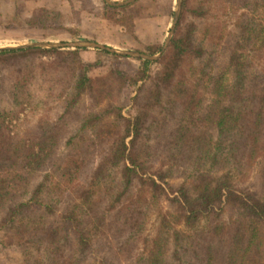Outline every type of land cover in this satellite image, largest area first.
Segmentation results:
<instances>
[{
	"label": "trees",
	"instance_id": "16d2710c",
	"mask_svg": "<svg viewBox=\"0 0 264 264\" xmlns=\"http://www.w3.org/2000/svg\"><path fill=\"white\" fill-rule=\"evenodd\" d=\"M16 1L6 27H64L48 4L22 15ZM66 1L133 38L148 3L162 4L165 22L174 15L171 0ZM212 5L235 15L232 30L209 21ZM135 48L154 55L162 41ZM80 51L0 50V230L45 264H264V0H182L158 59L95 49L139 60L133 75L91 76L100 59ZM128 83L125 115L116 101ZM253 172L254 189L244 184ZM164 195L171 208L144 234Z\"/></svg>",
	"mask_w": 264,
	"mask_h": 264
},
{
	"label": "rangeland",
	"instance_id": "374dc122",
	"mask_svg": "<svg viewBox=\"0 0 264 264\" xmlns=\"http://www.w3.org/2000/svg\"><path fill=\"white\" fill-rule=\"evenodd\" d=\"M16 0H0V46H5L9 44H16L21 42H49V43H69L77 41L73 39L68 32V28L78 29L82 34V37L78 40L93 41L99 44L114 48L120 51H137V47H141L142 44L147 40L151 39L152 36L156 35L164 43L169 30L172 26L173 17L164 21L159 11H162L161 5L156 3H148L142 7L141 11H137L136 15V35L138 38H133L128 35H124L118 32L114 24L100 20L95 12L88 13L86 10H81L79 13H73L69 7L66 0H17L16 2H22L20 5L22 10V15L26 14L28 8H32L37 5L48 4L55 10L61 13V22L64 25L63 28H55L56 26H51L47 28H18V27H6L8 14L11 15L12 3ZM85 6L89 8H99L101 6L102 0H86ZM113 2H121L124 0H111ZM137 1V0H136ZM167 0H161L160 2H165ZM172 8L175 12L176 0H171ZM170 3V4H171ZM182 3V0H181ZM79 4L76 5V8ZM137 7H140L138 4ZM225 7V6H222ZM211 20L221 23L222 28L227 30H232L235 15L229 10L220 8L219 5L216 7L212 5ZM75 10V9H74ZM181 11V8H180ZM8 12V13H7ZM135 12V11H134ZM180 14V13H179ZM187 20H191V16L186 17ZM3 22V23H2ZM166 23V25H165ZM225 25V26H224ZM164 26V27H163ZM176 27V26H175ZM175 31V30H174ZM174 34V33H173ZM173 36V35H172ZM125 42L127 44H125ZM125 44V45H124ZM44 48V47H43ZM82 47H62V50H74ZM87 51H80V56L85 61H90L96 63L98 59V65H95L91 70V76H96L103 74L108 71L111 67H118L122 70L132 72V75L137 71L142 63L137 59H114L109 57H103L95 51L96 48L84 47ZM166 49V48H165ZM220 59V58H219ZM220 61V60H219ZM150 74L154 76L159 69V66L154 64L150 67ZM136 85L128 83L123 86L119 91L118 100L116 104L122 107L125 115L133 113L132 97L136 91ZM21 116V115H20ZM20 120H16L12 123V129H18V124ZM256 172L250 174L249 179L244 183L246 187L257 188L258 182L256 179ZM171 183V182H170ZM177 184V182L175 183ZM164 195L161 200V205L155 207L153 213H151L148 222L146 223V229L144 234H151L153 230V223L156 220L157 212L166 211L171 208L169 200ZM27 213H35L39 210L32 205H27L25 208ZM134 256L129 262L130 264H138L135 262ZM0 264H45V258L38 253L32 246L29 245H15L13 243V238H11L10 233L6 229L0 230Z\"/></svg>",
	"mask_w": 264,
	"mask_h": 264
},
{
	"label": "water",
	"instance_id": "95a60500",
	"mask_svg": "<svg viewBox=\"0 0 264 264\" xmlns=\"http://www.w3.org/2000/svg\"><path fill=\"white\" fill-rule=\"evenodd\" d=\"M108 4L111 5H124V4H128L131 3L135 0H124L121 2H113L111 0H105ZM180 8H181V0H176V8H175V12H174V19L172 22V26L169 30V33L167 35V37L164 40V43L162 45L161 51L159 53H156L154 55H147L145 53L139 52V51H120L114 48H110L108 46L99 44L97 42H93V41H86V40H77L74 42H69V43H49V42H21V43H16V44H9V45H5V46H0V50L2 49H11V48H21V47H29V46H38V47H44V48H62L65 46H69V47H92V48H106L109 49L112 52L118 53V54H122V55H128V56H133V57H138V58H145V59H158L161 55V53L165 50V48L168 46L170 39L174 33L175 30V26L178 20V16L180 13Z\"/></svg>",
	"mask_w": 264,
	"mask_h": 264
}]
</instances>
